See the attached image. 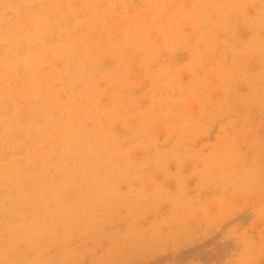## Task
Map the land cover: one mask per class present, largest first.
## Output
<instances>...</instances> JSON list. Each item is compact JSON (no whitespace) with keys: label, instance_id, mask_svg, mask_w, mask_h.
I'll list each match as a JSON object with an SVG mask.
<instances>
[{"label":"rangeland","instance_id":"1","mask_svg":"<svg viewBox=\"0 0 264 264\" xmlns=\"http://www.w3.org/2000/svg\"><path fill=\"white\" fill-rule=\"evenodd\" d=\"M0 264H264V0H0Z\"/></svg>","mask_w":264,"mask_h":264}]
</instances>
